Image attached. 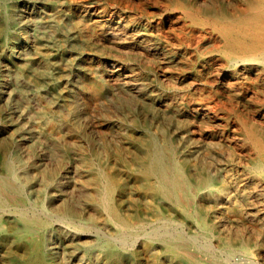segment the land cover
Wrapping results in <instances>:
<instances>
[{
	"label": "bare ground",
	"instance_id": "bare-ground-1",
	"mask_svg": "<svg viewBox=\"0 0 264 264\" xmlns=\"http://www.w3.org/2000/svg\"><path fill=\"white\" fill-rule=\"evenodd\" d=\"M0 28L17 36V79L62 73L92 107L124 114L86 158L77 204H30L26 164L6 158L0 234L14 212L31 240L19 264L64 261L54 228L71 231L63 244L80 264L76 247L96 264H264V0H0ZM141 112L149 126L121 178L112 147ZM61 177L45 183L56 195ZM129 183L145 204L131 203ZM85 217L103 222L114 252L83 241L101 232Z\"/></svg>",
	"mask_w": 264,
	"mask_h": 264
},
{
	"label": "rangeland",
	"instance_id": "rangeland-1",
	"mask_svg": "<svg viewBox=\"0 0 264 264\" xmlns=\"http://www.w3.org/2000/svg\"><path fill=\"white\" fill-rule=\"evenodd\" d=\"M18 34L24 37L20 30ZM22 41L21 38L19 42ZM19 47L17 36L11 33L6 35L0 28V95L9 97L0 101V175L7 174L3 167L6 158L17 155L26 164L29 173L30 180L24 194L26 201L30 204L44 203L50 211L55 210L53 204H77L84 200L80 184L81 174L86 172V158H94L100 144L112 140L110 136L115 137L117 128L114 125L117 119L124 118V114L94 105L92 107L79 80L72 81L69 78V82L62 73L46 77L37 66L30 72H21L17 79L16 74L20 71L16 65ZM68 100L73 101L72 106L67 103ZM74 119H77L78 126L73 123ZM130 121L132 128L124 132L127 142L115 139L119 145L112 147V161L116 163L121 178L124 177V167L133 163L138 156L136 144L144 138L139 132L140 127L149 126L147 115L143 112L131 117ZM80 146L84 147V151L80 150ZM52 177H61L65 181L60 196L55 194L53 188L45 185ZM129 184L131 203L145 204L136 196L141 191L138 186ZM42 185L47 188V200L39 195L43 190ZM8 199L12 207H15L14 204H25L20 198ZM7 214L3 217L5 235L0 234V264H19L31 255V240L17 233L22 228L19 217L14 212ZM83 222L90 226L95 224L101 231L99 236L83 239L89 247L99 252H114L111 234L102 221L85 217ZM54 229L58 244L64 245L61 251L64 261L51 260L46 264H80L78 256H74L76 251L63 244L64 237L71 231L67 228ZM76 249L82 251L86 264H96L91 249ZM104 264L119 263L108 259Z\"/></svg>",
	"mask_w": 264,
	"mask_h": 264
}]
</instances>
